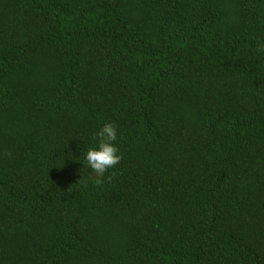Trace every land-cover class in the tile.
<instances>
[{
  "label": "trees",
  "instance_id": "16d2710c",
  "mask_svg": "<svg viewBox=\"0 0 264 264\" xmlns=\"http://www.w3.org/2000/svg\"><path fill=\"white\" fill-rule=\"evenodd\" d=\"M0 264H264V0H0Z\"/></svg>",
  "mask_w": 264,
  "mask_h": 264
},
{
  "label": "clouds",
  "instance_id": "9594fccd",
  "mask_svg": "<svg viewBox=\"0 0 264 264\" xmlns=\"http://www.w3.org/2000/svg\"><path fill=\"white\" fill-rule=\"evenodd\" d=\"M118 130L114 122L102 123L93 134V143L83 149L84 169H91L97 176L96 183H102L105 173L121 160L117 146ZM79 180H84V175Z\"/></svg>",
  "mask_w": 264,
  "mask_h": 264
}]
</instances>
